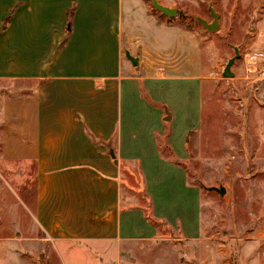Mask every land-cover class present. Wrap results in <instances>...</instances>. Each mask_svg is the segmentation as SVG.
<instances>
[{
	"label": "crops",
	"instance_id": "obj_1",
	"mask_svg": "<svg viewBox=\"0 0 264 264\" xmlns=\"http://www.w3.org/2000/svg\"><path fill=\"white\" fill-rule=\"evenodd\" d=\"M0 81L35 83L0 101L1 157L35 162V221L59 256L123 264L164 227L201 240L183 166L202 115L195 35L143 0H0Z\"/></svg>",
	"mask_w": 264,
	"mask_h": 264
},
{
	"label": "rangeland",
	"instance_id": "obj_2",
	"mask_svg": "<svg viewBox=\"0 0 264 264\" xmlns=\"http://www.w3.org/2000/svg\"><path fill=\"white\" fill-rule=\"evenodd\" d=\"M157 1L176 14L168 16L153 0H143L148 13L195 35L201 57V123L189 138L183 166L202 192L203 235L191 243L164 227L163 239L128 247L129 261L123 264H208L205 242L226 245L230 264H264V0ZM210 6L220 14L214 32L196 19L211 22ZM235 47L233 76L224 77ZM34 84L0 81V101L10 90H30ZM1 153L0 142V264H71L35 221V162L2 160ZM210 186H224L226 193ZM82 256L76 264L87 263Z\"/></svg>",
	"mask_w": 264,
	"mask_h": 264
},
{
	"label": "water",
	"instance_id": "obj_3",
	"mask_svg": "<svg viewBox=\"0 0 264 264\" xmlns=\"http://www.w3.org/2000/svg\"><path fill=\"white\" fill-rule=\"evenodd\" d=\"M153 5L156 9L160 10L162 13H164L168 16H173L177 12L175 8H170L168 6H164V5L160 4L157 0H153ZM209 11L213 17V20L211 22H208L206 19H204L202 17H196V19L199 22H201V24L209 32H214V31H217L220 27V23H219L220 14L212 6L209 7ZM238 57H239V49H238V47H235V55L228 60L226 66L224 68V71H223L224 77H232L233 76V72L231 70V67ZM207 189L217 191L221 195H224L226 193V188L224 186H220V187L210 186Z\"/></svg>",
	"mask_w": 264,
	"mask_h": 264
}]
</instances>
